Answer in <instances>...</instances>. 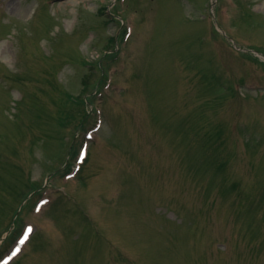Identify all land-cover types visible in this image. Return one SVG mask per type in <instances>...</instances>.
<instances>
[{"label": "rangeland", "instance_id": "1", "mask_svg": "<svg viewBox=\"0 0 264 264\" xmlns=\"http://www.w3.org/2000/svg\"><path fill=\"white\" fill-rule=\"evenodd\" d=\"M33 227L12 264H264V0H0V264Z\"/></svg>", "mask_w": 264, "mask_h": 264}, {"label": "snow or ice", "instance_id": "2", "mask_svg": "<svg viewBox=\"0 0 264 264\" xmlns=\"http://www.w3.org/2000/svg\"><path fill=\"white\" fill-rule=\"evenodd\" d=\"M29 230H31V229H29Z\"/></svg>", "mask_w": 264, "mask_h": 264}]
</instances>
